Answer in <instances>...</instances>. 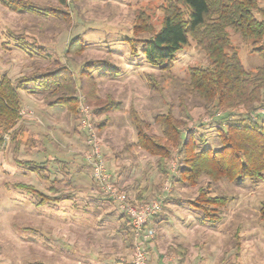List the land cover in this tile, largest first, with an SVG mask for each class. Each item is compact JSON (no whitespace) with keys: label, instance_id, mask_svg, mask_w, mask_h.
I'll list each match as a JSON object with an SVG mask.
<instances>
[{"label":"rangeland","instance_id":"374dc122","mask_svg":"<svg viewBox=\"0 0 264 264\" xmlns=\"http://www.w3.org/2000/svg\"><path fill=\"white\" fill-rule=\"evenodd\" d=\"M24 1L38 12L13 10L0 1V74L17 82L22 76L39 75L64 63L78 78L80 66L92 59L107 60L109 68L120 73L112 77L95 72L97 99L88 101L77 90L75 112L52 106L54 97L48 92L31 94L18 89L21 120L15 138L6 135L0 148V264H122L116 259L133 263L135 235L128 233L127 219L101 191L91 168L83 167L90 148L81 105L89 111L90 125L114 185L122 192L129 191L133 199L136 186L145 188L142 200L161 202L156 220H150L144 229L153 231L146 248L147 264L156 263L155 253L166 257L164 261L174 257L178 264V255L168 252L170 247L186 249L184 264H264V223L259 217L264 175L239 183L211 182L212 193L231 198L221 210L219 222L201 224L199 212L188 201L208 179L201 178L195 186L176 181L173 155L168 162L169 176L161 181L157 157L137 145L129 117L131 107L150 123L151 133H160L154 116L171 109L190 129L206 135L207 146L217 149L220 145L213 127H208L212 120L186 92L188 67L206 63L194 42L177 52L170 72H163L147 64L141 53L131 56L124 40L132 35L134 17L140 11L149 14L150 22L158 28L159 5L165 0H67L64 6L57 0ZM261 3L264 5V0ZM44 7L64 8L71 18L39 14ZM77 36L83 48L66 52L67 42ZM230 37L246 69L261 64L239 34L231 30ZM37 48L45 49L42 56ZM149 74L159 81L160 90L150 87ZM107 98L120 107L95 113ZM199 119L205 126L195 125ZM24 160L47 161L49 181L26 169ZM16 183L31 184L51 196L61 193L64 198L37 205V196L16 188ZM51 185L56 191L48 189Z\"/></svg>","mask_w":264,"mask_h":264},{"label":"trees","instance_id":"16d2710c","mask_svg":"<svg viewBox=\"0 0 264 264\" xmlns=\"http://www.w3.org/2000/svg\"><path fill=\"white\" fill-rule=\"evenodd\" d=\"M0 1L13 10L37 11L24 0ZM57 1L61 6L68 4L67 0ZM159 8L162 14L158 28L150 22L149 14L140 11L135 15L132 35L124 39L130 55L141 53L151 67L170 72L177 52L193 41L195 47L204 53L206 63L188 67L186 92L198 100L212 120V125L208 127H213L220 145L217 149L207 146L206 135L190 129L173 115L171 109L154 116L159 134L149 132L150 123L132 107L129 110L130 121L137 145L157 157L161 181L169 176L168 162L173 155L177 165L176 181L195 186L201 178L208 179L205 186L198 187L196 196L188 203L199 212L201 224L217 223L221 219V210L231 197L212 193L210 183L222 179L239 183L243 179L256 180L264 175V5L261 0H165ZM42 10L39 14L65 20L71 18V13L64 8L44 7ZM231 30L239 34L249 51L261 59L260 65L254 69L244 67L238 48L231 40ZM82 48L81 39L77 36L67 42L66 52ZM44 51L42 49L38 54L42 56ZM109 64L103 59L89 60L80 66L78 78L64 63L39 75L22 76L17 82H13L5 73L0 74V148L6 135L15 138L16 126L21 120L19 88L29 90L31 94L48 92L54 97L50 102L52 106H62L75 112L78 109L77 90L88 101L97 99L93 78L95 72L118 76L120 71L110 69ZM147 80L152 89H161L159 81L152 74L148 75ZM27 83L34 86L25 87ZM119 107L117 101L107 98L94 112L102 114ZM195 125L205 126L200 119ZM22 163L42 180L49 181L45 172L47 161L24 160ZM83 167L91 166L84 160ZM15 187L35 194L37 205L64 198L61 193L57 196L47 195L31 184L16 183ZM126 188L129 189L128 186ZM48 189L56 191L53 185ZM145 191V188L139 189L138 186L134 188L139 203H146L142 200ZM128 193L130 201L136 200ZM157 215L150 220L155 221ZM121 216L126 218L124 213ZM259 217L264 223V200L259 206ZM132 232V229L128 231ZM168 250L170 254L178 255V264H184L186 249L170 247ZM159 259L161 255L157 256L156 261ZM115 261L133 264L120 259Z\"/></svg>","mask_w":264,"mask_h":264},{"label":"built area","instance_id":"2783aa9c","mask_svg":"<svg viewBox=\"0 0 264 264\" xmlns=\"http://www.w3.org/2000/svg\"><path fill=\"white\" fill-rule=\"evenodd\" d=\"M81 111L83 117L82 123L85 124L84 129L87 130V142L90 148L85 160L91 166L92 177L104 195L119 206L121 212L125 214L128 220V224L135 235V251L132 262L134 264H147L146 248L149 239L153 236V231L152 229H147L146 231L144 229L151 217L160 211L161 202L159 200L146 203L130 201L127 193L120 191L111 182L109 171L89 122V111H86L83 105H81ZM167 261L168 263L166 264H175L171 258Z\"/></svg>","mask_w":264,"mask_h":264},{"label":"crops","instance_id":"0c3cea01","mask_svg":"<svg viewBox=\"0 0 264 264\" xmlns=\"http://www.w3.org/2000/svg\"><path fill=\"white\" fill-rule=\"evenodd\" d=\"M69 199V198H68ZM114 203V202H113ZM122 215V214H121ZM155 255H156V257L158 256V254H156L155 253ZM163 258H161V259H159V261H156V263L155 264H166V263H168V261H164L165 259L164 258H166V257H164V256H162ZM172 259L174 258V257H171ZM173 261L174 262H177L176 260H175V258L173 259ZM173 262V263H174ZM170 264V263H169Z\"/></svg>","mask_w":264,"mask_h":264}]
</instances>
